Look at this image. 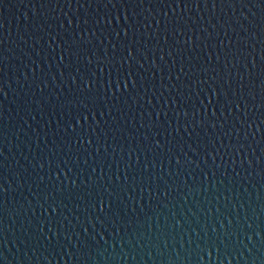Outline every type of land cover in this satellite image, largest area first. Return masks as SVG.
<instances>
[{"label": "water", "instance_id": "obj_1", "mask_svg": "<svg viewBox=\"0 0 264 264\" xmlns=\"http://www.w3.org/2000/svg\"><path fill=\"white\" fill-rule=\"evenodd\" d=\"M0 264H264V0H0Z\"/></svg>", "mask_w": 264, "mask_h": 264}, {"label": "snow or ice", "instance_id": "obj_2", "mask_svg": "<svg viewBox=\"0 0 264 264\" xmlns=\"http://www.w3.org/2000/svg\"><path fill=\"white\" fill-rule=\"evenodd\" d=\"M125 36H127V32H125ZM131 55V53H129ZM101 210H103V202L101 201Z\"/></svg>", "mask_w": 264, "mask_h": 264}]
</instances>
